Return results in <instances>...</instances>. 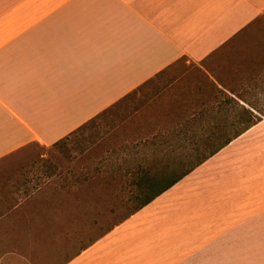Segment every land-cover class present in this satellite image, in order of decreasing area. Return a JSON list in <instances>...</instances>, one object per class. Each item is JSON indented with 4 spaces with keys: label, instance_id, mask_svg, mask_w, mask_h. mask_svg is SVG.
<instances>
[{
    "label": "crops",
    "instance_id": "0c3cea01",
    "mask_svg": "<svg viewBox=\"0 0 264 264\" xmlns=\"http://www.w3.org/2000/svg\"><path fill=\"white\" fill-rule=\"evenodd\" d=\"M262 14L264 0H0V160L58 143ZM236 141L66 264L238 259L253 229L252 177L213 168Z\"/></svg>",
    "mask_w": 264,
    "mask_h": 264
},
{
    "label": "rangeland",
    "instance_id": "374dc122",
    "mask_svg": "<svg viewBox=\"0 0 264 264\" xmlns=\"http://www.w3.org/2000/svg\"><path fill=\"white\" fill-rule=\"evenodd\" d=\"M246 128L213 167L247 172L255 199L247 243L222 263L264 264V14L58 143L1 159L0 264H66L134 213L135 183L176 175Z\"/></svg>",
    "mask_w": 264,
    "mask_h": 264
},
{
    "label": "trees",
    "instance_id": "16d2710c",
    "mask_svg": "<svg viewBox=\"0 0 264 264\" xmlns=\"http://www.w3.org/2000/svg\"><path fill=\"white\" fill-rule=\"evenodd\" d=\"M244 111L248 112L244 109ZM249 128H246L244 131L240 133H236V135L232 138L225 139L218 147L213 149L208 155L205 156V160H207L210 157H213L215 154H217L220 150H222L224 147L229 145L231 141L242 135L244 132H246ZM205 160L200 161L197 164H193L190 168L183 170L179 172L178 174L170 175V176H155V177H149L142 180V182L135 183L136 186L140 189V194L142 196H145V199L139 204V206L135 209L134 213L141 210L148 204H150L153 200H155L157 197H159L161 194L168 191L170 188H172L175 184H177L179 181H181L183 178H185L187 175H189L191 172L194 171V169L200 165H202ZM133 213V214H134Z\"/></svg>",
    "mask_w": 264,
    "mask_h": 264
}]
</instances>
